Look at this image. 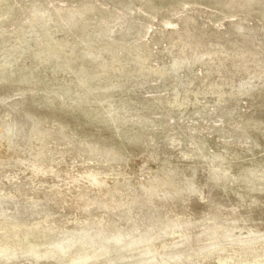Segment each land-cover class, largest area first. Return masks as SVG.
<instances>
[{
  "label": "rangeland",
  "instance_id": "1",
  "mask_svg": "<svg viewBox=\"0 0 264 264\" xmlns=\"http://www.w3.org/2000/svg\"><path fill=\"white\" fill-rule=\"evenodd\" d=\"M0 127V264H264V0H0Z\"/></svg>",
  "mask_w": 264,
  "mask_h": 264
},
{
  "label": "bare ground",
  "instance_id": "2",
  "mask_svg": "<svg viewBox=\"0 0 264 264\" xmlns=\"http://www.w3.org/2000/svg\"><path fill=\"white\" fill-rule=\"evenodd\" d=\"M194 55V54H193ZM249 55V54H248ZM184 57V56H183ZM182 57V58H183ZM193 57V56H192ZM243 57V56H242ZM185 58H187V57H185ZM146 60V59H145ZM184 61H186V60H184ZM245 85V84H244ZM241 86V85H240ZM241 88V87H240ZM243 88V87H242ZM6 125V124H5ZM7 126V125H6ZM1 128V127H0ZM7 129H8V131H11V132H9V133H15L14 132V128H15V125L13 124V123H9V125H8V127H6ZM2 130V129H1ZM12 130H13V132H12ZM17 130V129H16ZM5 132V131H4ZM1 133V132H0ZM17 133V132H16ZM1 135H3V134H1ZM14 135V134H13ZM46 135V134H45ZM4 136V135H3ZM48 136V135H47ZM46 136V137H47ZM9 137V136H8ZM29 137V136H28ZM33 137V136H32ZM38 137V136H37ZM11 138V137H10ZM1 139V138H0ZM9 141V140H8ZM35 141H37V140H35ZM40 141V140H39ZM4 142V141H3ZM13 143V142H12ZM19 143V142H18ZM27 143V142H26ZM25 143V144H26ZM34 143V142H33ZM9 144V143H8ZM7 144V145H8ZM14 144H16L15 142H14ZM14 144L13 145H11V146H14ZM24 144V145H25ZM30 144V143H29ZM20 145V144H19ZM34 146V145H33ZM2 147H3V145H2ZM8 147V146H7ZM21 147V146H20ZM36 147V146H35ZM42 147V146H41ZM45 147V146H44ZM4 148V147H3ZM16 148H17V146H16ZM22 148V147H21ZM56 148V147H55ZM6 149V148H5ZM41 149V148H40ZM53 149H54V147H53ZM61 149V148H60ZM71 149V148H70ZM91 149V148H90ZM4 150V149H3ZM15 150V149H14ZM32 150V149H31ZM44 150V149H43ZM26 151V150H25ZM38 151V150H37ZM72 151V150H71ZM89 151V150H88ZM92 151V150H91ZM17 152V151H16ZM29 152V151H28ZM59 152V151H58ZM65 152V151H64ZM67 152V151H66ZM65 152V153H66ZM74 152V151H73ZM72 152V153H73ZM90 152V151H89ZM101 152V151H100ZM78 153V152H77ZM88 153V152H87ZM67 154V153H66ZM91 154H95V153H91ZM90 154V155H91ZM97 154H99V153H97ZM103 154V153H102ZM8 155H9V153H8ZM28 155H29V153H28ZM44 155V154H43ZM53 155V154H52ZM116 156V155H115ZM6 157H8V156H6ZM76 157V156H75ZM4 158V157H3ZM38 159H39V157H38ZM53 159V158H52ZM74 160V159H73ZM6 161V160H5ZM54 161V160H53ZM67 161V160H66ZM65 161V162H66ZM39 162V161H38ZM51 162V161H50ZM12 163V162H11ZM101 163H103V162H101ZM9 165V164H8ZM29 166V165H28ZM27 166V167H28ZM50 167H51V165H49ZM58 166V165H57ZM4 167V166H3ZM2 167V168H3ZM8 167V166H7ZM11 167V166H10ZM10 167H8V168H10ZM112 167V166H111ZM17 168V167H16ZM54 168V167H53ZM100 168V167H99ZM103 168V167H102ZM101 168V169H102ZM109 168V167H108ZM13 170V169H12ZM52 168L51 169H49V168H47V167H43L41 164H38L37 166H36V168L35 169H33V172H34V174H42V175H44V174H48V173H51L52 172ZM18 171V170H17ZM20 171V170H19ZM22 174V173H21ZM23 175V174H22ZM26 175V174H25ZM103 173H100V172H97V173H91L89 176H87V177H89V179L91 180V181H94L95 183H97V184H101L102 183V181H104V178H103ZM106 175V174H105ZM121 175V174H120ZM27 176V175H26ZM125 176V175H124ZM166 176V175H165ZM119 177H121L122 178V176H119ZM163 177V176H162ZM161 177V178H162ZM46 178H47V176H46ZM81 178V177H80ZM86 178V177H85ZM129 178V177H128ZM157 178V177H156ZM155 179V178H154ZM159 179H160V177H159ZM169 179V178H168ZM112 180H114V178L112 179ZM126 180V179H125ZM124 180V181H125ZM161 180H163V179H161ZM170 180V179H169ZM169 180H165V182H169ZM52 181H53V179H52ZM123 181V180H122ZM150 181H152V179L150 180ZM158 181V179L157 180H155V182H157ZM114 182V181H113ZM112 182V183H113ZM118 182V181H117ZM120 182V181H119ZM118 182V183H119ZM126 182V181H125ZM148 182V181H147ZM162 182V181H161ZM53 183H54V181H53ZM108 183V182H107ZM110 183V182H109ZM111 183V184H112ZM117 183V184H118ZM124 183V182H123ZM128 183V182H127ZM141 183V182H140ZM152 183H154V182H152ZM164 183V182H163ZM162 183V184H163ZM81 184V183H80ZM116 184V185H117ZM144 184V183H143ZM146 184V183H145ZM149 184V183H148ZM156 184V183H155ZM162 184H160V185H162ZM169 184V183H168ZM27 185H28V183H27ZM30 185V184H29ZM123 185V184H122ZM127 185V184H126ZM139 185H141V184H139ZM171 185V184H170ZM88 186H89V184H88ZM124 186V185H123ZM122 186V187H123ZM141 186H143V185H141ZM155 186V185H154ZM172 186V185H171ZM84 187V186H83ZM110 187V186H109ZM128 187H131V186H128ZM146 187V186H145ZM169 187V186H168ZM174 187V186H173ZM38 188V187H37ZM44 188V187H43ZM49 188V187H48ZM88 188V187H87ZM107 188H108V186H107ZM112 188V187H111ZM141 188V187H140ZM144 188V187H143ZM148 188H150V187H148ZM152 188V187H151ZM155 188V187H154ZM167 187L165 186V189H166ZM175 188V187H174ZM177 188V187H176ZM39 189V188H38ZM117 190H118V187L116 188ZM180 189V188H179ZM178 189V190H179ZM87 190V189H86ZM89 190V189H88ZM125 190V189H124ZM132 190V189H131ZM150 190V189H149ZM175 191H176V189H174ZM39 191V190H38ZM85 191V190H84ZM105 191V190H104ZM103 191V192H104ZM128 191V190H127ZM130 191V190H129ZM135 191V190H134ZM152 191V190H151ZM150 191V192H151ZM159 191L160 190H158V193H159ZM167 191V190H166ZM42 192V191H41ZM82 192V191H81ZM100 192H102V191H100ZM102 192V193H103ZM132 192H133V190H132ZM149 192V191H148ZM147 192V193H148ZM153 192H155V191H153ZM67 193V192H66ZM127 193V192H126ZM152 193V192H151ZM161 193V192H160ZM166 193H168V192H166ZM27 194V193H26ZM50 194V193H49ZM79 194V193H78ZM86 194V193H85ZM88 194H90V193H88ZM121 194V193H120ZM136 194V193H135ZM150 194V193H149ZM153 194V193H152ZM164 194H165V192H164ZM180 194V193H179ZM76 195V194H75ZM92 195V194H91ZM101 195V194H100ZM117 195V194H116ZM131 195V194H130ZM134 195V194H133ZM155 195V194H154ZM160 195V194H159ZM90 196V195H89ZM97 196V195H96ZM95 195H94V198L96 197ZM137 196V195H136ZM143 196V195H142ZM166 196V195H165ZM41 197V196H40ZM47 197V196H46ZM88 197V196H87ZM91 197V196H90ZM115 197V196H114ZM128 197V196H127ZM176 197V196H175ZM116 198V197H115ZM123 198H124V195H123ZM182 198V197H181ZM4 199V198H3ZM8 199V198H7ZM27 199H28V197H27ZM36 199V198H35ZM152 199V198H151ZM171 199V198H170ZM175 199V198H174ZM180 199V198H179ZM72 200V199H71ZM78 200H79V198H78ZM86 200V199H85ZM101 200V199H100ZM106 200V199H105ZM173 200V199H172ZM182 200V199H181ZM9 201V200H8ZM36 202H37V200H35ZM127 201V200H126ZM174 201H177L176 199L174 200ZM55 202V201H54ZM101 202V201H100ZM131 202V201H130ZM129 202V203H130ZM2 203V202H1ZM13 203V202H12ZM12 203L10 204V205H12ZM40 203V202H39ZM5 204V203H4ZM17 204V203H16ZM51 204V203H50ZM59 204V203H58ZM71 204H72V201H71ZM178 204V203H177ZM41 205V204H40ZM56 205V204H55ZM84 205H86V204H84L83 203V207H84ZM91 205V204H90ZM112 205V204H111ZM122 205V204H121ZM130 205V204H129ZM5 206V205H4ZM32 206H33V204H32ZM37 206V205H36ZM46 206H47V204H46ZM58 206V205H57ZM89 206V205H88ZM95 206V205H94ZM100 206V205H99ZM15 207V206H14ZM21 207V206H20ZM19 207V208H20ZM31 207V206H30ZM34 207V206H33ZM38 207V206H37ZM43 207V206H42ZM41 207V208H42ZM80 207H82V206H80ZM90 207V206H89ZM133 207V206H132ZM2 208V207H1ZM10 208V207H9ZM93 208V207H92ZM91 208V209H92ZM97 208H98V206H97ZM35 209V208H34ZM37 209V208H36ZM101 209V208H100ZM133 209V208H132ZM1 210V209H0ZM5 210V209H4ZM14 210V209H13ZM28 210V209H27ZM30 210V209H29ZM39 210V209H38ZM37 210V211H38ZM41 210V209H40ZM92 210H94V209H92ZM103 210V209H102ZM108 210V209H107ZM117 210V209H116ZM125 210V209H124ZM10 211V210H9ZM33 211H35V210H33ZM33 211H32V213H33ZM46 211V210H45ZM80 211V210H79ZM118 211V210H117ZM15 212V211H14ZM19 212V211H18ZM85 212V211H84ZM94 212V211H93ZM99 212H101V211H99ZM107 212V211H106ZM119 212V211H118ZM117 212V213H118ZM177 212V211H176ZM1 213H4V212H1ZM8 213V212H7ZM20 213V212H19ZM23 213H24V211H23ZM26 213H27V211H26ZM25 213V214H26ZM46 213V212H45ZM69 213H70V211H69ZM95 213V212H94ZM15 214V213H14ZM16 214H18V213H16ZM22 214V213H21ZM24 214V215H25ZM33 214H36L35 212L33 213ZM38 214V213H37ZM66 214V213H65ZM64 214V215H65ZM119 214V213H118ZM23 215V216H24ZM27 215H28V213H27ZM32 215V214H31ZM45 215V214H44ZM88 215V214H87ZM90 215V214H89ZM92 215V214H91ZM110 215V214H109ZM9 216V215H8ZM14 216V215H13ZM16 217L18 218V216L16 215ZM15 217V218H16ZM22 217V216H21ZM35 217V216H34ZM41 217V216H40ZM43 217V216H42ZM59 217V216H58ZM58 217H56V218H58ZM61 217V216H60ZM83 217V216H82ZM86 217V216H85ZM113 217V216H112ZM111 217V218H112ZM20 218V217H19ZM31 218V217H30ZM39 218V217H38ZM109 218V217H108ZM29 219V218H28ZM35 219V218H34ZM33 219V220H34ZM59 219V218H58ZM110 219V218H109ZM127 219V218H126ZM32 220V221H33ZM38 220V219H37ZM30 221V220H29ZM115 221H117V219L115 220ZM99 222V221H98ZM119 222V221H118ZM29 223V222H28ZM97 223V222H96ZM111 223V222H110ZM109 223V224H110ZM113 223V222H112ZM98 224V223H97ZM115 224V223H114ZM121 224V223H120ZM123 225H125V224H123ZM127 225V224H126ZM150 226V225H149ZM128 227V226H127ZM142 227V226H141ZM93 228V227H92ZM91 228V229H92ZM121 228V227H120ZM139 228V227H138ZM136 226H133L132 227V229L133 230H137L138 229ZM158 229H160V228H162V226H158L157 227ZM82 232L83 233H87V231L84 229V228H82ZM128 230V229H127ZM141 230V229H140ZM143 230V229H142ZM126 231V230H125ZM129 231V230H128ZM128 231H126L124 234H122L121 232H117V233H115V232H111V233H114L113 235H111L112 237V239H113V241L114 242H119V241H121V240H123L124 238L122 237V236H125V237H129V242H127V246L128 247H130L131 248V246H133V244L134 245H143V246H145L146 247V249H145V252L147 253V254H149L150 253V250H151V247H152V245H151V243H149L150 242V240H152V239H154L155 238V235H154V233H153V230L152 229H148L147 228V230L145 231V233L144 234H137V233H134V234H136V235H131V236H129L130 234L128 233ZM95 232V231H94ZM92 233V232H91ZM99 233H100V231H99ZM216 233V232H215ZM77 234V233H76ZM106 234V233H105ZM110 234V233H109ZM65 235V234H64ZM87 235V234H86ZM102 235H104L103 233H102ZM90 236V235H89ZM100 236V235H99ZM79 237V236H78ZM99 238V237H98ZM104 238H106V236L104 237ZM77 239V238H76ZM112 239H111V241H112ZM223 239V238H222ZM60 240V239H59ZM88 240V239H87ZM125 240V239H124ZM237 240V239H236ZM235 240V241H236ZM102 241V240H101ZM105 241V240H104ZM122 242V241H121ZM215 242V241H214ZM126 243V242H125ZM155 243V242H154ZM217 243V242H216ZM63 244V243H62ZM97 244V243H96ZM212 244V243H211ZM61 245V244H60ZM71 245V244H70ZM149 245H151V247H149ZM209 245V244H208ZM213 245V244H212ZM202 246V245H201ZM70 247V246H69ZM199 247V246H198ZM203 247V246H202ZM68 248V247H67ZM140 248V247H139ZM133 249H134V247H133ZM249 249V248H248ZM180 250H182V249H180ZM195 251V250H194ZM138 252V251H137ZM178 252V251H177ZM142 253V252H141ZM139 255H140V253H139ZM151 255V257L153 258V254H150ZM201 255V254H200ZM125 257V256H124ZM177 257H179V256H177ZM252 257V256H251ZM137 259V258H136ZM153 260V259H152ZM175 260H178L177 258L175 259ZM201 260V259H200ZM150 261V260H149ZM181 262V261H180ZM163 264H169L168 262L166 263V262H164Z\"/></svg>",
  "mask_w": 264,
  "mask_h": 264
}]
</instances>
